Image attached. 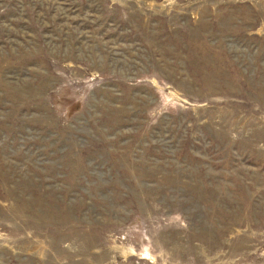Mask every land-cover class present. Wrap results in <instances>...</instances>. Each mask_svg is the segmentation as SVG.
Wrapping results in <instances>:
<instances>
[{"label":"rangeland","instance_id":"374dc122","mask_svg":"<svg viewBox=\"0 0 264 264\" xmlns=\"http://www.w3.org/2000/svg\"><path fill=\"white\" fill-rule=\"evenodd\" d=\"M0 264H264V0H0Z\"/></svg>","mask_w":264,"mask_h":264}]
</instances>
